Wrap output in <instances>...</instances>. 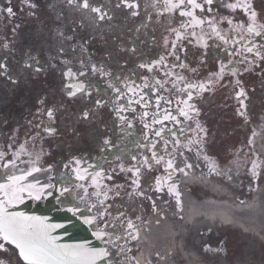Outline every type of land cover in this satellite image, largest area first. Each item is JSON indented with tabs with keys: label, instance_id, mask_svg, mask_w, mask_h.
<instances>
[{
	"label": "flooded vegetation",
	"instance_id": "flooded-vegetation-1",
	"mask_svg": "<svg viewBox=\"0 0 264 264\" xmlns=\"http://www.w3.org/2000/svg\"><path fill=\"white\" fill-rule=\"evenodd\" d=\"M0 1L3 2V0ZM41 1H44L48 6L44 10L48 22L43 24L38 21L39 17L34 9ZM96 1L98 0H95L91 6L98 7ZM13 2L19 20L29 21V24L23 23V32L17 37L18 43L14 47L18 51L23 45L29 47L26 41L34 47L43 43L55 42L58 38L63 37L59 35L61 32L63 35H75L79 39V47L85 44L86 48L91 49L90 44L87 45L86 41L81 40L80 37L85 35L88 29L86 20L94 21L93 17L96 16V13L87 12V9L81 6L83 0H74L72 4H69L68 0H6L4 5L9 6ZM119 2L120 0L103 1L102 10L107 11L111 19L108 20L109 25L107 27L102 26L106 42L99 45V57H104L105 54L113 52L116 56H120L116 67L119 73L125 75L123 78L129 77L128 74L132 72L138 74L139 78L143 76L147 78V84L150 87L145 88V90L153 103L144 111L125 110L121 113L125 127L131 131L130 136L138 133L139 135L144 134L145 138V135L149 134L148 139L155 142L157 139L154 135L155 131L161 128L167 131L177 127L179 124L173 122L161 124V128H157L151 126L152 122L148 121L162 120L165 115L164 109L180 119V109L184 108L185 111H188V108L180 103L187 98V92L179 91L184 89L186 84L197 85L196 88L188 90L192 93V100L189 103L197 111H189L188 114L191 119L181 117L182 123L191 120L194 124L186 140L187 144L194 145L193 138L197 132L203 130L202 127L204 128L203 134L207 140L210 139V123L216 119L223 118L226 119V123H229L232 113L240 112V114L246 115L245 111L248 112V107H250L252 117H255L259 111L263 110L264 97H261L260 94L264 90V0H213L211 5L204 4L203 11L193 9L194 16L204 21L202 24H195L192 17L180 16L179 10H174L171 13L164 11L165 0H127L128 4L134 6L127 7L121 4L120 7H116ZM197 2L203 4L204 0H197ZM229 4H250V9L245 7L233 9L227 7ZM209 7L212 9L211 12L208 11ZM133 12L137 15H132ZM252 12L256 13L254 21L251 17ZM32 20H36L38 23L33 22L31 25ZM229 20L232 22L231 24L228 23ZM100 23L101 21H99ZM253 23L261 32L260 35L247 31V27ZM182 24L185 27H181ZM188 24L192 26L188 27ZM173 29L179 30L181 39L177 40L176 32ZM1 36L0 33V64L4 60L2 49L5 50L13 45V42H6ZM165 40H167V44H165ZM100 41L102 43V37H100ZM173 41L176 42L177 47L174 54L169 55V52L173 51ZM46 47L53 48L52 45ZM248 47H253V52H247ZM257 50L260 52L259 56L256 55ZM88 51L93 52L94 50ZM133 51L135 54L129 56V53ZM177 56H179V60L176 59ZM160 57L165 58L164 62L155 67L152 72H149L147 68L138 67L142 63L153 65L160 60ZM103 59L107 58L104 57ZM33 61L32 63L28 60L25 62L27 75L16 80L15 84L12 83L14 79L8 76L6 67L0 69V152L5 154L4 158L0 160V165L14 159L17 155L19 164L22 159L20 153L25 147L42 148L45 153H52L60 139L45 130V125L56 123V120H50L46 114L47 109L51 108L48 91L51 88V83L50 87H47V83L44 82L47 79L43 81L40 75L34 71L42 59L38 57L37 60ZM101 61L99 59V63ZM229 61L232 63L229 64ZM27 64H31L32 67H26ZM180 64H183L184 67H180ZM221 65H227V68L222 75H217ZM68 69L77 74L75 79L65 78L64 73ZM232 69L236 70L235 75L232 74ZM168 72H171L172 75L166 76L165 73ZM79 73L80 71L75 65H68L60 72L61 85L55 96L58 98L61 96L65 101L58 104L59 112L61 109L74 112V108L80 111L84 108L81 101L72 102L68 98L66 92L71 89L65 88L66 84L83 82L84 76H79ZM178 76L184 79L178 80ZM157 80L164 83V87L160 88L159 91H156L159 88L155 83ZM200 84L204 85V90L199 88ZM174 85L175 87H173ZM133 88L138 90L141 87L133 86ZM123 90L127 91V88L123 87ZM241 90H243V94L238 96L237 94ZM157 96L170 99L172 103L168 104L161 100L160 109H157L155 106ZM154 109L159 111L156 116L153 115L156 113ZM144 112L148 113L147 117L143 116ZM249 118L251 119V117ZM69 120L75 125L77 123L76 126L83 122L80 115L76 117L71 115ZM59 121H67V118L62 116ZM129 122L131 126H129ZM145 124H148L149 127L145 128ZM178 131L179 128L176 129L175 133ZM92 133L91 140L77 144V152L69 147L63 150L70 165H72L70 161L75 158L81 161L80 168H93L97 166L99 157L105 158L112 154L118 155L120 151L126 152L125 149H118V144L109 127L106 126L103 134L99 135V148H93L97 130ZM122 134H127V132L122 131ZM61 139L63 146L66 139ZM105 140L110 141V143L105 145ZM173 142L174 139L171 138V143L173 144ZM125 144L130 146L129 139L125 140ZM135 152L143 154L144 150L140 145H137ZM132 157L134 156L130 155L127 162L132 163ZM234 160L243 165L245 157L241 153H237ZM116 163L106 164L108 173H127L125 176L127 182L122 184V189L125 193L129 192L130 188H135L132 186L135 177L133 171L129 170L134 167L130 164L114 167ZM49 165L52 166L51 171L58 166L55 159L49 158L42 164V168L47 169ZM20 166L21 164H19ZM3 171L4 169L0 168V173ZM97 173H99V169L93 174L99 179ZM147 175L152 176L153 174L150 172ZM139 177H142L141 172ZM173 183L170 185V189L168 188V193L172 190ZM163 185L159 183L160 187ZM108 187L107 185L106 188ZM157 187V182H155V188ZM83 193L86 204L87 202L97 203L99 197H91L88 189L87 195H85L84 190ZM5 252L6 256H0V261H3V264H23L9 256L12 252L9 250Z\"/></svg>",
	"mask_w": 264,
	"mask_h": 264
},
{
	"label": "snow or ice",
	"instance_id": "snow-or-ice-1",
	"mask_svg": "<svg viewBox=\"0 0 264 264\" xmlns=\"http://www.w3.org/2000/svg\"><path fill=\"white\" fill-rule=\"evenodd\" d=\"M74 0H68L69 4H72ZM213 3V0H204V3H198L197 0H165V8L164 11L166 12H173L174 10H179V14L182 17H192L193 22L195 24H202L204 21L197 19L194 16L193 9H200L201 11L204 10V4L211 5ZM121 4L126 5L127 7H133L134 5H130L127 3V0H120L119 3H117L116 7H120ZM34 6V5H33ZM83 8L89 9L90 12L96 13V16L93 17L96 21H103L105 19H111L107 11L102 10V7H93L89 4V0H83L82 5ZM227 7L235 9L236 7H245L247 9H250V4L247 5H241V4H229ZM8 13H12V9H7ZM208 11H212V9L209 7ZM132 15H137V13L133 12ZM251 17L253 21L255 20L256 13L252 12ZM229 24L232 22L229 20ZM188 27H191V24L187 25ZM181 27H185V25H181ZM242 27V25H241ZM173 31L176 32V38L177 40L181 39V33L179 30L173 29ZM247 31L249 33H256L257 35H260L261 32L257 30V26L255 23L250 24L247 27ZM219 35V33H217ZM60 36H63V33H59ZM192 35H195V33H192ZM67 39H71V37H67ZM223 39V37H222ZM243 39V37H241ZM167 40H165V44H167ZM227 43V41H225ZM177 44L175 41L172 43V52H169V55L174 54V50L176 49ZM62 50V49H61ZM253 47H248L246 49L247 52H253ZM256 55H260V52L257 50ZM34 59V58H33ZM177 60H179V56L176 57ZM165 58L160 57V60L155 62L153 65L149 64H140L138 67L140 68H147L149 72L154 71L155 67L159 66L164 62ZM232 61H229V64H231ZM180 67H184L183 64L179 65ZM4 65L0 64V69H2ZM26 67L31 68V64H27ZM227 68V65H221L220 72L217 75H222L225 69ZM91 70L93 73H99L102 77H112L113 79L108 81V87L111 88L113 93L116 95V99L119 100L121 98H124L126 96V93L122 91L121 87H117L116 84L123 85L127 88L128 92L135 93V89L130 86V84L127 82V78H121V75L114 74L110 71H105L103 66L97 67V65L93 64L91 66ZM34 71L36 73H40L43 71V68L40 66L35 67ZM232 74H236V70L232 69ZM86 75L85 72H80L79 76ZM166 76H171L172 73L168 72L165 73ZM64 76L66 79L72 78L75 79L77 74L74 73L71 69H68ZM178 80H183V77H177ZM147 80V78H145ZM17 81L12 80V83L15 84ZM134 83V82H133ZM156 85L159 86V88L156 89V91H159L160 88L164 87V83L157 80ZM238 83V81H237ZM144 87H150L147 83L144 84ZM175 87V85L173 86ZM197 85L193 84H186L184 89H180L179 91L187 92V98L180 101V103L184 104L188 111H185L184 108L180 109V115L184 116L185 119H191L189 116V111L196 112L197 110L189 103L192 100V93L191 91H188L189 89L196 88ZM66 89H71L70 91H67L66 94L68 97H75L78 94L80 95H91L90 88L91 85H85L83 82H77L75 84H66ZM199 88L201 90H204V85L200 84ZM243 90H241L240 93L237 95H242ZM144 99L143 96H140L139 100H128V104L131 105L133 103H140ZM161 100H164L166 103L171 104L172 101L170 99H165L164 97L157 96L156 99V108L160 109V102ZM43 103V101H41ZM96 106L101 107L104 105L103 99L96 100ZM145 107L148 106V103H145ZM123 105L120 106L117 111H122ZM134 110V109H133ZM165 112V115L163 116V119H156L153 120V124H163L165 120H171L175 121L177 124L180 123V121L177 120L176 116L172 115L171 112L167 111L166 109L163 110ZM47 116L50 120L55 119V110L53 108L47 109ZM158 113H153V115H157ZM243 115V113H241ZM144 117L148 116L147 112L143 113ZM80 119L87 121L89 119V111L85 110L81 116ZM123 119V117H121ZM129 126L130 122H129ZM145 128H148L149 125L145 124ZM199 127V125H198ZM49 134H52L56 131L53 127H48L45 129ZM165 131L164 128H161L158 131H155L154 135L156 137L162 136L163 132ZM168 131L175 136V132L172 131V129H168ZM147 139V137H145ZM105 145H108L110 141L105 140ZM177 145L179 144V140L175 142ZM199 143V142H198ZM11 147V145H9ZM155 145L153 144V148ZM165 150H167V142L164 145ZM5 154L3 152H0V160L4 158ZM18 155L12 159L8 160L7 162L0 165V168L4 169L2 173H0V178L3 179V182H0V241L7 242L10 245H14L15 248L18 250V255L22 259V261L26 262V264H97V261L107 257L109 255V252L107 249H93L89 248L85 244H75V245H68V244H59L57 243L58 237H55L52 235V230L54 228L63 227V225H51L47 223V218L40 217V216H34V215H27L23 212L19 211H11L15 205L21 204L24 201L25 196L31 197L36 200H40L42 198V195L45 193L46 189L52 188L55 185L48 183V184H41L39 180H34L33 182H29L28 178L32 177L34 173H39L42 171H51V165L48 166L47 169H42L41 167L37 166L36 160H39V156H37L36 160H29V161H19V164H26L31 165L30 167H19L18 164ZM133 160L136 159V157H132ZM163 159V157L157 158L156 152L152 153V160L159 164L160 161ZM207 159V157H205ZM70 163L73 165L72 171L74 174H76L77 179L83 180L85 177L80 175V172H86L87 169L80 168L81 161L73 158ZM144 165H147L148 167H151L152 165L149 164L148 158L145 157L143 161ZM65 168L69 167V164L64 165ZM186 167L190 168L192 167L191 164H187ZM167 168L172 169L173 168V161L170 159L167 162ZM130 171H133L134 180L133 184L138 188L139 187V174H140V168L134 167L133 169H129ZM178 171H182V169H178ZM19 173V174H16ZM101 173H97L99 176ZM255 175V173H253ZM170 178V177H169ZM51 179V177H49ZM95 183V178H93ZM157 190L159 189V179L157 180ZM81 188H84V185H80ZM70 190L68 188H62L61 194L65 192H69ZM85 195H87V189H84ZM178 194V193H177ZM92 195L96 196L97 198L101 195L99 192H94ZM105 196V199H107V194H103ZM139 195H143V192H140ZM85 199L84 196L80 197V200L83 201ZM97 204H99L101 207L97 208ZM97 204L91 205L89 208V211L92 210V208H96V216L91 218H85L84 223L85 224H93L95 225L97 223V219L103 220L105 215H111L107 207L104 205V200L97 199ZM79 209H76L75 211H78ZM123 215V214H121ZM106 228H113L114 225L110 223V221H104ZM128 228L132 227L131 221H128ZM110 235L107 231H98L96 233V236L98 239H103L105 236ZM119 239V236L116 237ZM111 242V241H109ZM5 245L4 243H0V250H4ZM0 264H3V261H0Z\"/></svg>",
	"mask_w": 264,
	"mask_h": 264
},
{
	"label": "bare ground",
	"instance_id": "bare-ground-1",
	"mask_svg": "<svg viewBox=\"0 0 264 264\" xmlns=\"http://www.w3.org/2000/svg\"><path fill=\"white\" fill-rule=\"evenodd\" d=\"M258 152L264 154V138H256ZM200 179V178H199ZM202 180V179H201ZM196 178L183 177L180 203L169 213L166 206L158 207L148 215L146 224L140 228L139 253L135 262L140 264H264V185L249 201L248 195L235 194L218 184L203 180L201 187L214 193L209 195L195 186ZM198 185V186H200ZM194 189L200 194L193 193ZM221 224L219 227L216 224ZM219 228L235 234L238 243L236 256L228 257L200 255L202 245H210L202 234ZM216 245V244H215ZM216 251L223 252L221 244ZM215 249V247H214ZM211 249V250H214ZM208 250L210 247L208 246ZM139 264V263H138Z\"/></svg>",
	"mask_w": 264,
	"mask_h": 264
},
{
	"label": "rangeland",
	"instance_id": "rangeland-1",
	"mask_svg": "<svg viewBox=\"0 0 264 264\" xmlns=\"http://www.w3.org/2000/svg\"><path fill=\"white\" fill-rule=\"evenodd\" d=\"M6 0H3V3H5ZM8 15L5 13L4 10L0 9V22L3 21V19H7ZM22 28L19 29L20 32H22ZM80 39H82V36L80 37ZM82 49L86 48L85 44H82L81 46ZM52 96V94H51ZM53 98V96H52ZM54 99V98H53ZM68 123V122H66ZM220 135V133H219ZM196 172L194 171V174L192 175L193 178H200L202 180H205V178L201 177V176H196ZM188 176V175H187ZM217 176V177H216ZM223 175H213L212 177L214 178L213 181L211 179H206L209 180L211 182H218V184L224 186L225 188H227L228 190H230L231 192L235 193V194H241L243 195V192H245L244 190H252L253 187L251 184V182H248V180H243L240 179L239 177H237V179H235L234 177H228L226 176L224 178V180H222ZM264 183V182H262ZM260 184V183H259ZM264 185V184H263ZM197 189H202L204 191L207 192V196L204 198H208L209 195L213 194L212 196H216L214 193L210 192L209 190H206L204 187L195 185L193 186ZM194 189V191H192L193 193H197V195L200 194V191ZM247 190V191H249ZM252 192V191H251ZM250 192V193H251ZM252 194V193H251ZM250 194V195H251ZM250 198L248 200H250L252 198V196H249ZM160 206L162 208H164L165 206L166 208V213H169L170 209H173L175 207L174 204H172V206L170 205H165V203H160ZM132 218H135L136 213H133ZM103 220H110L109 217H105ZM202 238L203 240H209L207 242H209L210 245H201L198 249L199 253L201 256L206 257V259H210L211 256H221L222 258L224 257H228L230 259H232V261H235L236 259L240 258L241 256H236L235 254V246H233V243H238L240 241V239L236 240V236L235 234H232V232H225V230H220L217 228H211V230L204 232V234H202ZM123 239L120 240V250L121 249H125V247L123 246ZM216 244V245H215ZM217 244H221L223 247V252L222 253H218L216 251L217 249ZM208 246L210 247V250H208ZM215 247V249H214ZM214 249V250H211ZM207 256H210L209 258ZM121 260H122V264H129L130 260V256H121Z\"/></svg>",
	"mask_w": 264,
	"mask_h": 264
},
{
	"label": "water",
	"instance_id": "water-1",
	"mask_svg": "<svg viewBox=\"0 0 264 264\" xmlns=\"http://www.w3.org/2000/svg\"><path fill=\"white\" fill-rule=\"evenodd\" d=\"M27 215H34L47 218V223L51 225H63V227L54 228L52 235L58 237L59 244H85L89 248L99 249L94 236L91 233H84L85 228L79 224V220L72 216L67 210H59V203L55 198L48 201L46 208L38 207L29 211L27 207H20L17 210ZM97 264H106L104 258L97 261Z\"/></svg>",
	"mask_w": 264,
	"mask_h": 264
}]
</instances>
